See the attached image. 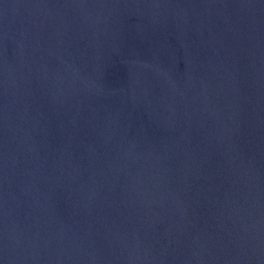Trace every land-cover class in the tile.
<instances>
[{"label":"water","instance_id":"95a60500","mask_svg":"<svg viewBox=\"0 0 264 264\" xmlns=\"http://www.w3.org/2000/svg\"><path fill=\"white\" fill-rule=\"evenodd\" d=\"M0 264H264V0H0Z\"/></svg>","mask_w":264,"mask_h":264}]
</instances>
